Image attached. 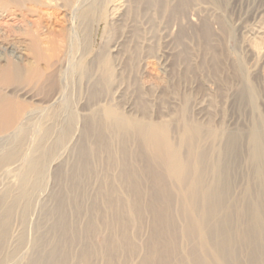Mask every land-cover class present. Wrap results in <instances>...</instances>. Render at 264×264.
Instances as JSON below:
<instances>
[{
  "label": "bare ground",
  "instance_id": "bare-ground-1",
  "mask_svg": "<svg viewBox=\"0 0 264 264\" xmlns=\"http://www.w3.org/2000/svg\"><path fill=\"white\" fill-rule=\"evenodd\" d=\"M108 2L111 11L129 4L112 13L119 21L150 7L168 17L185 14L188 0H95L85 11V0H0V177L15 173V183L0 189V264H264L261 117L252 114L247 127L231 130L197 122L186 96L166 121L150 120L143 102L138 115L126 114L107 96L117 81L112 58L86 62L81 47L76 66L90 112L76 116L63 98L53 78L78 34L60 26L54 10L70 11L86 28ZM25 16L35 32L24 28ZM8 55L25 62L21 84L10 83L18 70ZM40 83L49 91L43 105L25 106V99L38 100L32 86ZM256 95L252 84L239 87V100L253 108ZM59 103L61 118L44 123L29 145L36 116ZM47 175L56 188L45 187Z\"/></svg>",
  "mask_w": 264,
  "mask_h": 264
},
{
  "label": "rangeland",
  "instance_id": "rangeland-1",
  "mask_svg": "<svg viewBox=\"0 0 264 264\" xmlns=\"http://www.w3.org/2000/svg\"><path fill=\"white\" fill-rule=\"evenodd\" d=\"M93 1L95 0H85L86 4L82 5L81 10H87ZM175 3L176 0H168L170 6H175ZM112 6L114 3L108 2L105 6L103 4L101 12L95 13L96 17L95 14L90 15L88 28L79 26L78 22L71 18L70 11L66 10L65 13V9L62 10L60 7L54 10L56 13L54 14L59 19L61 17L60 23L64 24L60 26H65L66 29L75 27V32L78 34L77 37H73L75 40L72 39L70 44L66 45L70 49H65L67 53L57 73L59 76L53 78L56 86L62 88L63 98L70 99V109L76 116L88 115L90 112L85 98L87 82L79 75L76 66L80 57L78 48L81 47V50H88L84 57L86 62L100 54L112 58L117 81L107 96H111L112 103L118 104L126 114L138 115V102H143L145 107L147 106L150 120L166 121L176 115L181 107V98L186 96L189 98L188 116L197 122L211 120L213 125L223 123L231 130L247 127L248 119L253 115L264 120V85H262L264 80L260 76L264 74V0H188L184 9L185 14L168 17L157 7H150L146 11L141 10L136 16L131 15V10L127 11L128 13L121 16L119 21L114 17L129 10V4L126 10L114 8L116 12L111 11ZM112 13L117 16L113 17ZM98 16L104 18L107 25L104 21H98ZM26 17H22L24 28L35 32L36 28L29 22L34 15L27 17L28 19ZM203 24L208 27L207 35L203 34ZM41 26L43 32L48 30L43 24ZM54 27H51V31L56 34L60 28ZM181 30L184 33L179 35ZM70 32L72 35L73 32L71 30ZM74 45L76 48H73ZM113 48L116 51L112 50ZM8 57L15 63L16 71L18 70L12 76L10 83L14 85L23 83L25 62L20 63L11 56ZM216 63L217 68H214ZM240 66L243 67L239 72L236 69ZM56 79L60 80V84ZM250 84L257 92L254 108L238 98L239 87ZM42 86L41 83L37 87L32 86L33 90L36 88V93L34 90L33 95H37L35 97H38L39 101L37 98L34 101L25 99V106L43 105L49 91L46 85ZM61 107L59 103L55 109L36 116L29 136V145L37 141L45 128L44 123L54 125L61 118L59 117L62 114ZM80 126L77 123L78 129ZM67 154L65 153L63 159ZM243 162L245 163V159ZM244 163L241 172L247 169ZM15 166L19 165L15 164ZM13 167L14 165L9 166L10 169ZM10 175L13 176L15 173L9 174L8 178V175H1L0 189L15 183V177ZM47 177L45 187L48 190L50 188L52 190V187L56 188L52 176L47 175Z\"/></svg>",
  "mask_w": 264,
  "mask_h": 264
}]
</instances>
